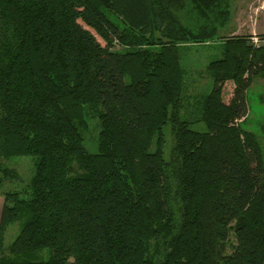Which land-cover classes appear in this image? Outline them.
Returning <instances> with one entry per match:
<instances>
[{
  "label": "trees",
  "instance_id": "16d2710c",
  "mask_svg": "<svg viewBox=\"0 0 264 264\" xmlns=\"http://www.w3.org/2000/svg\"><path fill=\"white\" fill-rule=\"evenodd\" d=\"M230 13L231 0H0V187L21 181L5 161H34L2 193L0 264H264V127L245 129L264 43L220 36ZM215 39L210 92L186 95L180 53Z\"/></svg>",
  "mask_w": 264,
  "mask_h": 264
},
{
  "label": "rangeland",
  "instance_id": "374dc122",
  "mask_svg": "<svg viewBox=\"0 0 264 264\" xmlns=\"http://www.w3.org/2000/svg\"><path fill=\"white\" fill-rule=\"evenodd\" d=\"M220 36H250L254 44H263L264 36V0H231V13L228 25L220 31ZM101 42L100 39H98ZM102 43V42H101ZM218 39L210 45H194L180 53V65L184 70V93L189 96L206 95L212 88V80L206 71L209 62L221 58L218 48ZM119 50V46L114 48ZM233 84L227 82L223 88V100L227 103L231 97ZM248 114L245 123L247 131L254 132L263 139L261 126L264 127V78L256 76L252 79L247 92ZM90 129L85 135L84 147L90 154L96 153V129L90 121ZM93 126V127H92ZM194 131L204 132L202 123L190 126ZM171 146L170 137L166 139L165 156L167 157ZM6 167L15 169L20 175L19 182L4 183L0 187V211L2 208V193L5 191H20L28 184L34 171L32 156H17L4 162ZM20 229V222L9 226L5 234V244H10ZM236 244L233 234H230L226 253L230 254Z\"/></svg>",
  "mask_w": 264,
  "mask_h": 264
}]
</instances>
